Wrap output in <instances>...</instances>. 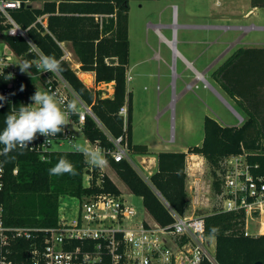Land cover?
I'll list each match as a JSON object with an SVG mask.
<instances>
[{"label": "trees", "instance_id": "1", "mask_svg": "<svg viewBox=\"0 0 264 264\" xmlns=\"http://www.w3.org/2000/svg\"><path fill=\"white\" fill-rule=\"evenodd\" d=\"M13 1V0H4ZM23 5L7 7V12L17 26L25 32L12 34L15 25L0 11V34L11 51L28 60L33 66L29 72L39 74L35 66L40 54L54 56L60 61L61 76L88 104L108 133L117 138L123 136L128 151L135 154H150L147 144L134 143L132 136L133 103L127 87L126 74L130 63L129 1L130 0H20ZM253 7L264 6V0H252ZM31 4V5H30ZM70 41L81 63L82 71L95 73V82L114 81V93L103 97L101 91L90 89L80 79L71 63L65 59L60 42ZM51 74V72H50ZM211 77L242 112L244 120L237 125H224L216 118H204V138L200 145H191L184 150H161L156 153L157 168L147 181L132 165L123 159L115 161L109 153L114 144L107 133L91 115L86 116L82 132L91 143H100L106 150L105 157L130 191L142 197L147 212L161 225L174 222L170 205L178 214L184 215L191 206L187 189V155L204 157L212 175V190L221 192L222 160L243 151L255 173H264V46L238 47L211 72ZM16 89L15 107L25 105L34 94L29 79L20 74ZM8 82L6 73L0 76V86ZM23 87V90L21 88ZM0 131L5 117L12 109L8 102L0 101ZM127 104V127L120 108ZM77 120V114H72ZM16 159L4 164L3 185L0 200L4 206V223L9 226L50 227L57 224L61 199L67 196H96L101 193L121 194L114 181L100 168L86 162L75 149H54L48 158L30 149L9 154ZM61 157L71 161L76 175H49ZM2 161L5 157H1ZM258 163V167L255 164ZM86 173H91V185L84 184ZM99 180V182H98ZM161 193L162 198L157 194ZM205 232L215 237V258L219 264H264V234L251 235L245 229L243 210L224 211L214 207L201 213ZM218 229L212 234L213 228ZM31 241L18 239L13 246L11 258L15 262L29 259ZM203 264H211L205 261Z\"/></svg>", "mask_w": 264, "mask_h": 264}, {"label": "rangeland", "instance_id": "2", "mask_svg": "<svg viewBox=\"0 0 264 264\" xmlns=\"http://www.w3.org/2000/svg\"><path fill=\"white\" fill-rule=\"evenodd\" d=\"M43 1L38 0L32 4L40 6ZM250 9L253 12L246 15ZM252 24L264 26V6L253 7L252 0L129 1V68L132 80L127 82V87L133 103L134 143L147 144L155 154L161 150H185L191 145L202 143L206 115L229 125L240 124L237 114L243 117L242 112L214 82L211 72L237 47L264 46V30L257 28L247 31L243 28ZM173 40L175 43L172 47L169 42ZM237 40L235 46H232ZM5 55H10V63L26 76L19 68L21 58L5 46L0 34V57ZM194 69L204 74L205 79L233 109L204 81L195 79ZM28 73L30 76L26 77L34 92L37 88L48 91L42 70L39 74ZM50 75L56 74L51 72ZM198 77L203 79L202 74ZM72 130L76 135L75 143L92 146L85 140L81 129L74 126ZM53 148L75 149L67 141L54 144ZM129 156L132 165L149 181V171L152 172L154 168L146 170L138 154L129 152ZM149 160L151 158H147L144 165H149ZM200 161L199 158H193L189 160V165ZM194 167L199 178V193L208 203V208L197 206L194 202L197 194H194V189L193 192L189 190L191 206L186 214L210 212L219 203L211 187L210 168L205 159L200 162L199 168ZM109 174L124 199L135 207L140 217L150 216L142 197L132 193L116 172ZM196 176H188L189 185H195L192 181ZM65 198L70 204L77 203L76 198ZM257 231V224L248 219L247 233L255 235ZM209 242L210 250L214 251L215 238L210 237Z\"/></svg>", "mask_w": 264, "mask_h": 264}, {"label": "built area", "instance_id": "3", "mask_svg": "<svg viewBox=\"0 0 264 264\" xmlns=\"http://www.w3.org/2000/svg\"><path fill=\"white\" fill-rule=\"evenodd\" d=\"M20 0H0V11L13 23L7 12V7L20 6ZM252 13L248 11L246 15ZM9 33L17 31V24ZM262 29L264 26L254 24L247 26L249 29ZM6 47H8L5 44ZM42 54H40L41 56ZM12 57H0V76L7 75L8 82L0 86V95L6 97L11 107L17 99L16 89L19 86V71L13 63ZM40 70V69H39ZM9 74L11 78L9 79ZM50 75L44 72L46 87L50 93L55 94L61 107L65 108L73 100L78 102L77 120L69 115L68 125L64 131L55 137L49 138L37 134L36 139L29 145L30 150L38 153L42 160L48 158V153L54 150V144L64 141L75 144L76 135L74 126L82 130L87 115H91L98 125L105 127L93 113L88 105L77 93L72 92L70 84L59 72ZM57 76V77H56ZM127 82L132 75L126 74ZM96 83V82H95ZM88 84V83H86ZM97 84V83H96ZM104 97H110L114 81L100 82L97 85ZM92 85V81L89 84ZM33 103L28 98L25 105ZM119 114L124 117V129L127 127L128 106L124 104ZM239 123L244 117L237 114ZM73 123V124H71ZM114 144V149L109 150L115 161L127 159L129 156L128 144L123 136L117 138L104 130ZM86 139V138H85ZM87 142H90L86 139ZM91 143V142H90ZM94 148L106 152L100 143H92ZM3 145H0V149ZM2 156H0V161ZM108 163V162H107ZM133 163V162H132ZM197 164V165H193ZM200 166L199 162L188 164V168ZM258 163L255 167H258ZM90 170L92 166L89 165ZM101 170L103 169L100 168ZM3 173L0 174V188L3 185ZM221 192L218 197V208L224 211L243 210L245 212V229L247 232L248 219L253 220L258 227L254 236L264 234V173H255L247 160V153L243 151L225 157L221 162L219 172ZM92 175L86 173L84 184L91 185ZM99 182V180H98ZM69 197V196H67ZM76 198L77 203L70 204L61 199L57 224L50 227L9 226L4 223V206L0 200V264H219L215 258V250H210V242L205 232V221L201 214L180 215L168 203L174 222L170 225H161L150 215H139L134 206L129 204L121 194L101 193L96 196L83 195ZM149 214V213H148ZM249 234V233H248ZM252 235V234H251ZM18 239L31 241L29 259L15 262L11 255L14 243Z\"/></svg>", "mask_w": 264, "mask_h": 264}, {"label": "clouds", "instance_id": "4", "mask_svg": "<svg viewBox=\"0 0 264 264\" xmlns=\"http://www.w3.org/2000/svg\"><path fill=\"white\" fill-rule=\"evenodd\" d=\"M32 66V62L28 60L19 64L22 73H28ZM35 66L43 72L62 71L60 61L51 55H41ZM8 78H11V74ZM4 100L6 97L0 95V101ZM30 100L33 103L21 104L18 108L12 107L5 117L6 126L0 131V145H3V148L0 149V156L5 157L3 161H0V174L3 173L4 164L16 159L15 156H10V153L19 151V154L22 155L24 150L30 149L29 145L36 139L37 134L48 138L46 144L49 143L50 137H55L64 131V127L68 125L69 115L78 111L77 101L73 100L65 108H62L61 102L57 100L55 94L41 91L38 88ZM2 106L0 104V107ZM73 147L86 158L89 165L96 168L106 166L105 153L100 148H93L80 143H75ZM48 171L49 175L52 176L77 174L74 164L65 157H61ZM211 231L212 234H215L218 229L214 227Z\"/></svg>", "mask_w": 264, "mask_h": 264}, {"label": "crops", "instance_id": "5", "mask_svg": "<svg viewBox=\"0 0 264 264\" xmlns=\"http://www.w3.org/2000/svg\"><path fill=\"white\" fill-rule=\"evenodd\" d=\"M220 2V1H219ZM218 2V3H219ZM250 10H252V12H253V9H250ZM244 29L246 28L247 29V27H243ZM245 29V30H246ZM248 31V30H247ZM238 42V40L237 41H235L234 43H232V46H235V44ZM60 45L62 46V48H63V50H64V53H65V55H64V57H65V59H67L70 63L72 62V65H71V67L74 69V71L77 73V75L80 77V79L82 80V81H84V79H83V77L81 76V74H83V73H86V74H89L92 78H91V80H92V85L90 86L89 84H86V82L84 81V83H85V85L87 86V87H89L90 89H94V90H96L97 91V89L99 88H102L104 85H102V84H100V85H97L96 83H95V73L94 72H92V71H82V69H81V63L79 62V59H78V57H77V55L75 54V52H74V49H73V47H72V44H71V42L70 41H63V42H60ZM238 48V47H237ZM236 49V48H235ZM234 49V50H235ZM195 70V69H194ZM31 73V72H30ZM128 73L130 74V68L128 69ZM26 76H30V74L29 73H24ZM33 74V73H32ZM200 74H202L203 75V79H201L200 77H198ZM195 79L198 81V80H201V81H204L205 82V85H207V86H209V87H211L217 94H218V96H220V98L226 103V104H228L229 105V103L225 100V98L221 95V94H219V92L205 79V77H204V74L203 73H200L199 71H197V70H195ZM132 80V79H131ZM129 82V81H128ZM215 82V81H214ZM208 83V84H207ZM216 83V82H215ZM217 84V83H216ZM204 85V86H205ZM219 87V86H218ZM220 88V87H219ZM73 90V89H72ZM100 91V90H99ZM111 91H112V94H111V96L113 95V93H114V88H113V90L111 89ZM75 92V91H74ZM76 93V92H75ZM101 95H102V92H101ZM103 96V95H102ZM104 97V96H103ZM233 101V100H232ZM230 106V105H229ZM231 107V106H230ZM231 109H233L232 107H231ZM217 119V118H216ZM218 120V119H217ZM220 123H222V124H224V125H229V124H226V123H224V122H221L220 120H218ZM235 125H237V124H235ZM86 140V139H85ZM92 144V143H91ZM91 147H93L94 148V145L92 144V146ZM149 150H150V148H149ZM187 150V148L184 150V151H186ZM150 154H138L139 156H140V160H141V164L143 165V167L146 169V170H148V168H154V170L153 171H155L156 170V168H157V159H156V154L155 153H153V151L152 150H150ZM142 158V159H141ZM147 158H151V160H149L151 163L149 164V165H144V161L145 160H147ZM193 158H199L201 161L200 162H202V161H204V157L202 156V155H199V154H188L187 155V161H188V164H189V160H193ZM199 162V163H200ZM196 168H194L193 169V167L192 168H188V166H187V171H188V176L189 177H192L193 175H195L196 176ZM102 171L103 172H105L111 179H112V177L110 176V174H109V172H115V170L110 166V164L109 163H107L106 164V166H104L103 167V169H102ZM152 171V172H153ZM151 171H149V173L151 174L152 173ZM198 177L196 176L195 177V180L194 181H192V182H195V185L194 184H191L190 183V185H189V180L187 181L188 183H187V185H188V187H187V189H188V193H189V190L191 191L192 190V192H193V189H194V194H197L196 196H195V198H194V202L197 204V206H199V207H201V208H208V203L205 201V199L201 196V193H199L200 192V189H199V187H198ZM113 180V179H112ZM114 181V180H113ZM195 206V205H194ZM210 237H213V236H210ZM215 238V237H214ZM215 243H216V240H215ZM215 248V247H214Z\"/></svg>", "mask_w": 264, "mask_h": 264}, {"label": "bare ground", "instance_id": "6", "mask_svg": "<svg viewBox=\"0 0 264 264\" xmlns=\"http://www.w3.org/2000/svg\"><path fill=\"white\" fill-rule=\"evenodd\" d=\"M17 30L19 31V29L17 28ZM170 43V45L173 47L174 46V40L173 41H170L169 42ZM81 76L83 77V79H84V81L86 82V83H88V84H90L91 83V76L89 75V74H86V73H83V74H81Z\"/></svg>", "mask_w": 264, "mask_h": 264}, {"label": "water", "instance_id": "7", "mask_svg": "<svg viewBox=\"0 0 264 264\" xmlns=\"http://www.w3.org/2000/svg\"><path fill=\"white\" fill-rule=\"evenodd\" d=\"M21 5H23V3L21 4ZM31 5V4H30ZM13 23L15 24V22L13 21ZM17 28L19 29V31L17 30L16 32H14V33H19V34H22V35H25V32L23 31V30H21L18 26H17ZM84 82V81H83ZM99 120V119H98ZM157 194L162 198V195H161V193L160 192H158L157 191ZM164 199V198H163ZM165 200V199H164ZM166 202V201H165ZM167 203V202H166ZM253 264H263L261 261H256V262H254Z\"/></svg>", "mask_w": 264, "mask_h": 264}]
</instances>
